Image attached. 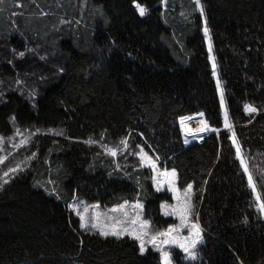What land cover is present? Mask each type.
I'll use <instances>...</instances> for the list:
<instances>
[{
    "label": "trees",
    "instance_id": "trees-1",
    "mask_svg": "<svg viewBox=\"0 0 264 264\" xmlns=\"http://www.w3.org/2000/svg\"><path fill=\"white\" fill-rule=\"evenodd\" d=\"M137 2L145 15L133 0H0V264H161L69 207L139 201L151 231L172 225L139 150L192 185L203 239L195 259L170 248L173 264H264V217L231 140L264 199V0ZM197 114L216 132L186 144L180 120Z\"/></svg>",
    "mask_w": 264,
    "mask_h": 264
},
{
    "label": "snow or ice",
    "instance_id": "snow-or-ice-1",
    "mask_svg": "<svg viewBox=\"0 0 264 264\" xmlns=\"http://www.w3.org/2000/svg\"><path fill=\"white\" fill-rule=\"evenodd\" d=\"M133 3L138 13L141 16L145 15L147 9L141 3L137 2V0H133ZM197 6L200 7V11L201 13H203V7L199 4V0H197ZM204 33L205 36L207 37L208 28L206 26L204 28ZM209 51L211 52V45H209ZM21 55L23 54L21 53ZM211 58L212 57L210 56V59ZM215 67L216 65L213 62V69H215ZM217 86L219 88V83ZM221 104L223 105V93H221ZM244 107H245V111L247 112L256 111V109L250 104H246ZM225 127L226 128L232 127V125L229 123L227 112H225ZM233 143L236 144L235 139H233ZM106 150L109 152V154L113 156L117 154L116 148H106ZM236 152L238 158L240 159L241 165L244 168V172L248 175V184L257 202L258 210L262 214H264V199L261 198V195L257 190V186L253 181V177L248 171V167L245 163V160L240 155V147L238 144H236ZM140 156L142 162L147 159L146 154L144 153H141ZM148 163L151 165L154 171H157L156 166L152 161L148 160ZM18 168L19 165H17L16 168H9L8 172H14ZM8 172H5L3 174L4 177L8 176ZM159 175L160 173L157 171V176L153 177V180L156 183L157 188H159V185L161 183V181L158 179ZM163 175L166 177L167 183L169 184L171 190L174 193H176L177 189L174 186V179L176 176L175 170L171 172L165 171ZM0 179H2V177H0ZM3 182L5 184L8 183L6 179ZM191 189H192V185L189 184L187 186V189L185 190V194L183 198H181L179 195L176 196L178 203L173 208V215H176L179 218L180 223L170 225L168 229L165 231H155V232L150 231L149 221L142 220L140 218L141 214L139 212H136L134 217H129L128 212L123 211L125 205H119L116 209L113 210V211H123V218L109 216L107 217L108 222H105L102 221L100 215L97 214L91 226L92 228L99 229V234L104 237H108L109 235H111L120 238L124 235H128L134 238L139 242L141 253H143L146 250V244H151L153 248L157 249L160 252L161 264H172V253L170 250H168V248L165 247L170 245L179 247L186 254L188 258L195 259L197 256L195 249L197 248V244L202 240V234L199 224L190 220V217L192 215ZM134 207L138 209V208H142L143 206L137 203L136 205H134ZM80 219H81V227L82 228L87 227V225L84 222L85 220L84 215L81 214ZM185 228L188 229L187 236L181 235V231Z\"/></svg>",
    "mask_w": 264,
    "mask_h": 264
},
{
    "label": "rangeland",
    "instance_id": "rangeland-1",
    "mask_svg": "<svg viewBox=\"0 0 264 264\" xmlns=\"http://www.w3.org/2000/svg\"><path fill=\"white\" fill-rule=\"evenodd\" d=\"M197 2V0H195ZM165 2V0H164ZM198 9L200 10V7H198ZM202 34H203V37H204V40H205V44H206V47L208 49V53H209V62H210V65L212 67V70H213V79L215 81V84H216V89H217V92H218V97H219V100H220V105H221V113H222V119H223V129L226 131V132H229L230 134L232 133V128H226L225 127V105L223 103V105L221 104V93H222V90L220 89V87L218 88V79H217V73H216V70L213 69V62H214V59H213V56L211 54V52L209 51V41H208V37L205 36V33H204V28L202 29ZM210 56L212 57L210 59ZM215 72V74H214ZM201 114H197V116H199ZM196 116V115H194ZM202 116V115H201ZM203 118V117H202ZM204 120V119H203ZM204 124L206 125L207 127V131L203 132L202 134L198 135L197 137H193V138H187L186 136H184V140L186 142V144H189L191 142H194V141H201L205 136H207L208 134H211V133H215L216 131L213 130L212 128L208 127L207 124L205 123L204 121ZM180 128H181V132H182V126H181V121H180ZM183 134V132H182ZM233 135L231 134V140L233 142ZM234 148L236 150V144H234ZM141 153H144L146 154L143 150H139L138 154H137V157L139 158L140 160V163L142 165V167L146 168L147 169V172L149 173L150 175V178H151V181H152V185L154 186V189L156 192H165L169 195V201L168 202H164L161 204L160 206V212L161 214L164 216V217H168V218H171L173 220V224H179L180 221H179V218L176 216V215H173V208L177 205L178 201L176 199V196L179 195L181 198H183L184 194H185V190L187 189H184L183 191L179 190L177 188V184H176V176H175V179H174V186L175 188L177 189V192L174 193L171 188L169 187V184L167 183V180H166V177L163 175V173L165 171H168V172H171L173 170H169V169H163L161 167H159L158 163L156 162V160L147 155L146 154V157L147 159L145 161H141V156L140 154ZM237 153V152H236ZM241 155V154H240ZM242 156V155H241ZM238 157V156H237ZM239 159V158H238ZM148 160L152 161L155 166H156V169L157 171L160 173V175L158 176V179L161 181L160 185H159V188H157V185L156 183L154 182L153 180V177L154 176H157V171H154L153 168L151 167V165L148 163ZM240 161V159H239ZM241 164V162H240ZM244 169V168H243ZM248 176V175H247ZM191 197H192V189H191ZM137 203L141 204L143 206V203L142 202H134V203H123L121 205H125V208L123 211H127L128 214H129V217H134L136 212H139L141 214L140 218L142 220H145L144 219V215H143V210H144V206L142 208H135L134 205H136ZM71 206V207H70ZM70 210L80 218V215H84V222L85 224L87 225V227L85 228H91V229H94L96 231L99 232V229L97 228H92L91 224L92 222H94V218L96 217L97 214L100 215L101 217V220L102 221H105V222H108L107 221V217L111 216V217H120V218H123V211H113L114 209H116L117 207H113V208H108V209H102L101 207H99L98 204H93V205H88L86 204L82 199H79V198H74V200L72 201V203L70 204ZM191 212H192V208H191ZM192 217V215H191ZM190 217V220H192V218ZM263 217H264V214H263ZM81 221V219H80ZM194 222V221H193ZM197 223V222H196ZM149 228H150V225H149ZM168 227L162 231H165L167 230ZM201 229V228H200ZM151 231V230H150ZM153 232V231H152ZM201 234H202V231H201ZM181 235L183 236H187L188 235V229L185 228L181 231ZM111 236V235H109ZM124 236H128V235H124ZM123 237V236H122ZM130 237V236H128ZM132 238V237H130ZM134 239V238H133ZM203 239V237H202ZM137 241V240H136ZM138 242V241H137ZM202 242V240L197 244V246ZM138 245H139V242H138ZM148 247H151L153 248V246L151 244H146V248ZM166 248H168V250L172 247L174 248H177L179 250H181L179 247L177 246H174V245H170V246H165ZM140 248V247H139ZM155 251H157L159 254L160 252L153 248ZM182 251V250H181ZM183 252V251H182ZM161 258V256H160ZM173 264V262H172Z\"/></svg>",
    "mask_w": 264,
    "mask_h": 264
},
{
    "label": "bare ground",
    "instance_id": "bare-ground-1",
    "mask_svg": "<svg viewBox=\"0 0 264 264\" xmlns=\"http://www.w3.org/2000/svg\"><path fill=\"white\" fill-rule=\"evenodd\" d=\"M180 121L183 135L187 138H195L207 131V127L204 124V120L201 115L184 117Z\"/></svg>",
    "mask_w": 264,
    "mask_h": 264
}]
</instances>
